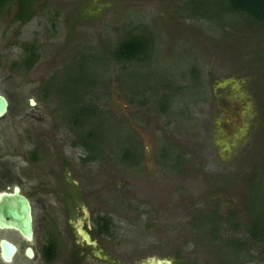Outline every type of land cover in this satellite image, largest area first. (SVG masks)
<instances>
[{"label":"rangeland","instance_id":"1","mask_svg":"<svg viewBox=\"0 0 264 264\" xmlns=\"http://www.w3.org/2000/svg\"><path fill=\"white\" fill-rule=\"evenodd\" d=\"M185 1L34 0L29 20H15L13 2L0 17L8 110L25 108L0 127V151L17 160L13 184L34 202L32 240L0 237L23 243L20 255L33 245V264H264L246 208L264 213V23L237 12L191 17ZM128 34L149 35V53L116 58ZM22 44L37 46L31 67L20 64ZM80 100L93 117L76 126ZM127 146L139 165L122 158ZM85 211L106 261L75 233ZM210 212L223 220L215 234L199 223ZM97 215L110 218L107 233L96 234ZM49 235L58 260L42 263Z\"/></svg>","mask_w":264,"mask_h":264},{"label":"trees","instance_id":"2","mask_svg":"<svg viewBox=\"0 0 264 264\" xmlns=\"http://www.w3.org/2000/svg\"><path fill=\"white\" fill-rule=\"evenodd\" d=\"M8 0H0V5L4 4ZM17 1V7H18V12L15 15V18H19L22 21L29 20L33 14L31 10V2L34 0H16ZM189 0H186L185 7L186 11L188 12V15L191 17H200V18H205V19H221V17L224 14L227 13H232V12H237L241 14L247 15L249 18H251L254 21L258 22H263L264 23V0H208L207 2H203L202 0L196 4V7L192 5L191 3H187ZM190 2V1H189ZM192 3H194L192 1ZM191 4L192 8L188 10V5ZM216 4H219V16L217 9H215V16L209 15L207 11H205V7L208 6H215ZM219 17V18H216ZM25 49L29 52L28 56V61L29 64L31 65L33 62H35L38 59L37 55V46H32V45H23ZM152 47V38L147 35V34H128L124 36V38L118 43L117 47L115 48L113 54L115 55L116 58L120 59H125V60H131L134 58H140L147 53H149L150 49ZM92 83L89 84H93ZM165 98V97H164ZM162 99L160 101V111L161 112H166L168 105H167V100ZM82 101L80 100L77 104V108L74 112H72L70 115L72 118H74L73 122L77 126L79 125V120L83 116H89L93 117V112H91V107H85L82 106ZM97 112V111H95ZM91 113V114H90ZM97 116V115H96ZM77 118V119H76ZM87 119V118H86ZM78 120V121H77ZM98 131H95L94 128L91 130L88 135L91 137H98L97 135ZM83 141H80L84 147L85 150H94L98 148V145L96 143H88L87 140L82 139ZM94 148V149H93ZM96 157L94 156H88L85 158L87 159H95ZM122 158L126 160L129 164L136 166L139 165V153L133 152L130 150V147L127 146L124 148V151L122 153ZM247 211L250 216L249 223L251 227L249 228V231L253 237H263L264 236V213H262L261 208H250L249 204H247ZM210 214V215H209ZM216 213L210 212V213H205L202 215L201 219L199 220L200 225H206L208 226L211 232L215 234L218 230V226L221 221H218ZM218 223L216 224V222ZM94 222L96 224V234H102V233H107L110 229L111 225V220L110 218L102 215H97L96 218H94ZM228 224V221H226ZM216 224V225H215ZM53 236V235H52ZM215 237V236H214ZM44 252L45 256L48 260L54 259L58 255V249H57V243L55 238L51 237L46 241L45 247H44ZM235 252H237L236 248H234Z\"/></svg>","mask_w":264,"mask_h":264},{"label":"flooded vegetation","instance_id":"3","mask_svg":"<svg viewBox=\"0 0 264 264\" xmlns=\"http://www.w3.org/2000/svg\"><path fill=\"white\" fill-rule=\"evenodd\" d=\"M13 2V16L15 18V15L17 14L18 12V7H17V1L16 0H8L6 1L4 4H2V6L0 5V17H4L5 16V11H6V8L8 7L9 3H12ZM12 16V17H13ZM15 20H18L20 22H25V21H22L21 19L19 18H15ZM27 21V20H26ZM24 44H22V51H23V58L20 60V64L24 67V68H27V67H31L33 65V63L30 65L29 64V59H28V54L29 52L25 49V47L23 46ZM11 66V65H10ZM12 84H13V75H12V72L11 70H6V69H1L0 68V94L2 96H4L7 100V108H6V111L5 113L0 116V127H3L4 125H7L9 123V121H13L14 119V116L15 118L16 117H23L24 116V113H25V108L23 106H19L18 109H16L15 111L16 112H11L9 113L10 111L8 110L9 108V105H10V100L8 99V96H7V93H5L6 90H10L11 87H12ZM4 91V92H3ZM30 100H33L32 98L29 99V102ZM35 103V102H34ZM34 103L32 105H34ZM31 104V103H30ZM9 114L8 118H6V116ZM4 118V120H3ZM18 163H17V160H15L14 158H12V156L7 153L6 151H0V193L1 192H12L13 191V188L14 186H18L20 188V193L23 194L24 196H26L29 201H30V204H31V208H32V211H33V206H34V202L31 200V198L28 196L27 193H25L23 191V188L21 187V185H17V184H13V177H16V167H17ZM17 178V177H16ZM37 200V203L39 205H44L43 201L44 199L42 198H38L36 199ZM33 214V213H32ZM83 215V214H82ZM75 229V233L77 234V236L81 239V241L88 245V248H89V251H91L92 254H94V251L97 249L98 250V247L97 245L96 246H92V245H89L87 244L82 238L81 236L78 234V232L76 231V227H74ZM0 231L4 232H9V233H15L16 235H18L20 237L21 240L23 241H27L20 233L19 231L17 230H14V229H10V230H7V229H0ZM90 234H91V231L89 230ZM92 235V234H91ZM51 237L53 238L52 235H49L47 240ZM93 238H95L93 235H92ZM4 238L6 239L7 241H10L12 242L15 247H16V250L15 252L13 253L12 257L10 260H6L3 256H2V246L0 244V264H27V261H31L32 264L38 259V252L36 250V248L33 246V245H29L28 243L23 245V248H22V253L20 255V247L22 246L23 243H18L17 241H15L14 239H10L8 238L7 236H2L0 237V240ZM57 243V242H56ZM31 246V249H32V256H28L27 253H26V247L27 246ZM44 247L45 245L43 244L42 247H41V251H40V260L42 261V263L44 262H53V261H57L58 260V256H56L54 259L52 260H48L45 256V252H44ZM101 259H103L102 257H100ZM162 259H165V258H161L160 260L158 261H161ZM168 259V258H167ZM104 261L105 258L103 259ZM143 261H148L147 259H144L141 261L140 264H142Z\"/></svg>","mask_w":264,"mask_h":264},{"label":"water","instance_id":"4","mask_svg":"<svg viewBox=\"0 0 264 264\" xmlns=\"http://www.w3.org/2000/svg\"><path fill=\"white\" fill-rule=\"evenodd\" d=\"M33 104V100H30ZM7 108V100L4 96L0 94V116H2ZM76 231L81 236V238L89 245L96 246L97 240L93 238L90 234V214L85 211L81 218H79L76 224ZM0 229H14L19 231V233L27 240L31 241L33 238V215L32 208L29 199L20 193V188L14 186L12 192H1L0 193ZM0 244L3 248L2 256L6 260H10L13 253L16 250L15 245L2 238ZM26 253L28 256H32L31 246L26 247ZM94 253L103 258H107L101 249L94 251ZM148 261H143L144 263L150 264H173L170 259H162L158 261L157 259H147ZM112 262V260H110Z\"/></svg>","mask_w":264,"mask_h":264},{"label":"bare ground","instance_id":"5","mask_svg":"<svg viewBox=\"0 0 264 264\" xmlns=\"http://www.w3.org/2000/svg\"><path fill=\"white\" fill-rule=\"evenodd\" d=\"M95 251H97V249ZM144 264H146V263H144ZM147 264H150V263L148 262Z\"/></svg>","mask_w":264,"mask_h":264}]
</instances>
